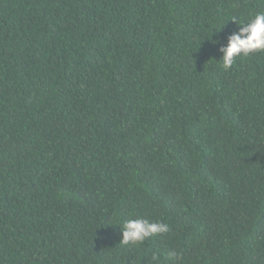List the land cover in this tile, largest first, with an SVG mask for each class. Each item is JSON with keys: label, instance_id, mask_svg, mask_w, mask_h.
I'll use <instances>...</instances> for the list:
<instances>
[{"label": "trees", "instance_id": "16d2710c", "mask_svg": "<svg viewBox=\"0 0 264 264\" xmlns=\"http://www.w3.org/2000/svg\"><path fill=\"white\" fill-rule=\"evenodd\" d=\"M260 12L0 0V264H264V51H220Z\"/></svg>", "mask_w": 264, "mask_h": 264}, {"label": "clouds", "instance_id": "9594fccd", "mask_svg": "<svg viewBox=\"0 0 264 264\" xmlns=\"http://www.w3.org/2000/svg\"><path fill=\"white\" fill-rule=\"evenodd\" d=\"M237 25L238 30L231 33L227 43L220 48L223 54L222 67L225 70L235 63L238 56H248L257 51H264V12L257 13L247 22L237 23ZM118 225L122 235L120 241L124 244H139L150 236L165 234L169 231L167 223L149 222L144 218L128 219L122 225ZM170 255L178 256L179 254L170 253Z\"/></svg>", "mask_w": 264, "mask_h": 264}]
</instances>
